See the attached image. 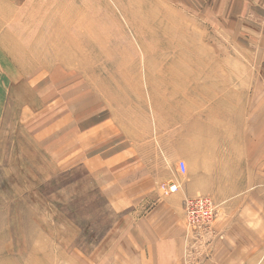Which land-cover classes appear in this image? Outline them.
I'll list each match as a JSON object with an SVG mask.
<instances>
[{"label": "rangeland", "instance_id": "374dc122", "mask_svg": "<svg viewBox=\"0 0 264 264\" xmlns=\"http://www.w3.org/2000/svg\"><path fill=\"white\" fill-rule=\"evenodd\" d=\"M218 9L215 0H0L4 55L0 56V264H142L126 260L140 251L126 239L128 232L139 235L135 229L140 231L141 221L149 216V203L143 198L141 180L137 181L145 151L151 159L155 203L179 198V205L168 203L172 207L164 214L180 232L176 264H264V197L258 212L242 221L238 213L229 211L232 199L226 197L222 204L224 198L218 197L228 192L215 179L216 165L201 167L202 172L192 166L197 149L191 146L190 125L203 119L206 127L207 118L213 125L214 118L221 116L218 110L231 104L225 94L261 92L254 71L238 64L257 61L258 56L243 43L244 36L226 30ZM169 23L174 30L193 34L196 47L206 45L211 64L210 96L195 95L187 116L173 120L157 110L163 97V65L152 64L156 47L143 44L149 42V33ZM53 37L59 42L78 41L79 48L60 43L58 59L63 61L52 62ZM13 43L22 50L7 55L6 46ZM175 50H169L167 57L175 56ZM54 74L68 79L59 82ZM80 82L82 86L67 101V114L81 106L78 94L86 91L84 98L91 103L84 105L82 114L72 116V121L81 119L82 129L66 123L57 140L52 125L58 117L55 113L66 112L67 107L54 106L53 91H69ZM95 97L106 109L105 124L98 118L97 128L94 121L84 120L95 110ZM85 130L89 131L82 155L79 137ZM63 141L66 150L59 145ZM102 141L105 144H97ZM121 142L129 148L124 159L139 162L134 167L136 181H130L132 173L120 180L112 175L110 164H115ZM206 143L205 138L204 147ZM157 158L160 167L154 162ZM179 161L186 164L183 174L177 170ZM168 178L177 184L176 191H168ZM260 186L264 189V181ZM190 192L221 200V204L214 201L209 230L191 232L185 225L183 202ZM252 244L261 245L258 261L246 258Z\"/></svg>", "mask_w": 264, "mask_h": 264}, {"label": "crops", "instance_id": "0c3cea01", "mask_svg": "<svg viewBox=\"0 0 264 264\" xmlns=\"http://www.w3.org/2000/svg\"><path fill=\"white\" fill-rule=\"evenodd\" d=\"M216 4L219 7L218 14L220 13L226 30L230 34L232 31H236L239 35L244 36L243 43L248 47H253L255 55L258 56L257 61H245L242 62L243 64L241 62L238 64L240 68L254 71L252 72L253 78H255L256 86L261 87V92L253 95L244 93L225 94L226 100L231 104L228 105L227 110L225 108L222 111L218 110L220 115L224 113L222 117L214 118L213 125L210 123L211 119L207 118L206 127L203 125V122H205L203 119L198 120L197 125L192 124L191 146L197 149L196 163L195 159L192 158V166H197L198 172H202V168L205 169L206 166L215 164L218 168V171L215 172L218 178L215 179L222 184L221 188L228 193L227 195H220L219 193L218 197L224 198L222 202L213 198L214 201L216 204H223L227 203L226 197L231 198V202H228L229 211L238 213L240 220L247 221L252 214L258 212L264 197V189L259 188L264 181V0H215ZM240 76L242 77V75ZM249 76L251 75L249 74ZM87 98H83V103L79 104L86 106L91 103L89 102L90 98ZM94 105L95 110L90 115L88 114L84 120L94 121L96 123L94 128H97L99 126L98 118H101V122L103 121L106 109L103 108L100 100L96 97ZM59 111L56 112L55 115H58V117L52 124L56 128L53 133L56 134L55 138L57 140L65 124L71 122L73 116H69L63 110L57 114ZM226 113L228 116H225ZM88 131L85 130L79 139L78 150L84 151L82 155L86 153L85 137ZM205 138L207 143L204 147L202 142ZM56 139L55 143L57 142ZM102 143L105 144V141L97 144ZM178 143L182 144L181 138ZM65 144L64 142V144L59 145L64 147ZM118 144L114 164L116 170H114V165L110 164L113 168L112 175L120 180L122 177L125 178L124 175L132 173L130 181H136L134 167L139 162L135 159H124V155H127L126 152L128 153L129 148L123 142ZM171 156L175 157L176 154L174 153ZM109 162L110 159H107V163ZM154 162L159 167L162 165L160 158L154 159ZM141 172L142 176L140 179L137 178V181L141 180L143 198L145 202L149 203L147 212L149 216L141 221L143 227L140 231L135 229L139 235L131 236L128 232L126 240L131 242L130 246L139 247L140 251L131 257L127 256L126 260H138L142 264H176L178 262L180 232L177 231L178 228L176 229L174 222H170L164 214L168 212V208L172 207L168 203H173L175 207L179 205V198L170 196L165 201L158 199L159 203H155L156 199H153L156 194L151 193V182L154 175L151 173L150 155L146 151L143 153ZM222 176L226 177L222 178ZM171 181L174 180L168 178L166 183ZM194 193L190 192L191 195L187 197H194ZM226 207L227 204L222 206L224 212L228 210ZM259 244H252V247L247 251L248 253L245 254L246 258L249 257L252 262L256 259L258 261L261 257V245ZM244 250L246 252V249Z\"/></svg>", "mask_w": 264, "mask_h": 264}, {"label": "bare ground", "instance_id": "6f19581e", "mask_svg": "<svg viewBox=\"0 0 264 264\" xmlns=\"http://www.w3.org/2000/svg\"><path fill=\"white\" fill-rule=\"evenodd\" d=\"M56 22H59V20ZM60 22H61V20H60ZM42 23H43V21H42ZM42 23H40V24H42ZM54 25H55V23H54ZM32 26H34V25H32ZM66 26H65V28H66ZM165 26L166 27H163V28H161L159 26V28L157 30H155V33H152V32L149 33V35H148V37L150 39L149 42L147 43L146 41L145 42L143 41V44L145 47H147L149 45H153L156 47L155 50L157 51V53H156L155 59L152 61V64L158 65V66L163 65V73H164V74H162V94H163V97H161L159 99V102L156 104L157 110L159 113L162 112L165 115H167L168 117H170L169 119L173 120V117L175 118V117L187 116V113L189 112V110L193 108L194 103L192 102V99L195 95H197L201 98L210 96L209 95L210 89L208 88V83L210 81V67H211L210 65L211 64H210L209 48L206 45H204L202 47H200V46L196 47L195 46L196 43L194 44V38L195 37L193 34L187 35L182 28L177 29V30L172 29V27H173L172 23H169ZM31 27H30V29H31ZM44 28H46V27H44ZM71 28L72 27H70V29ZM157 31H158V33H157ZM74 34H76V33H74ZM158 34H159V36H158ZM23 35H25V34H23ZM26 35H27V32H26ZM162 35L165 38H164V40L162 39V41H159L158 38L161 37ZM140 36H141V34H140ZM40 38H42V37H40ZM83 39H85V38H83ZM86 40H88V39H86ZM30 41H32V40H30ZM44 41H42V42H44ZM82 41H84V40H82ZM60 43L63 47H66V48L68 47L69 49H75L77 46L79 48V44H80L78 41L70 40V39H68L66 41L59 42L56 37H53L52 41L49 43L50 50L52 51V62L63 61L61 59H58V55H59L58 48L60 46ZM11 46L13 47L12 49H10ZM16 46H17V44L15 45L14 43L12 45L6 46L8 48L7 49L8 52L6 54L11 55V53L9 51H12V54H14L18 51V49L22 50L20 46H18V49H16ZM33 47H34V45H33ZM171 49H176L175 50L176 55L169 58V57H167V54L169 53V50H171ZM0 56L2 58L4 57V55H2L1 53H0ZM171 56H172V54H171ZM13 61L15 62L14 65L18 66V62H17L18 59H14ZM223 65H224V63H223ZM6 69H8V68H6ZM54 75L55 76L58 75L56 79H60L59 82L65 80V79H68L67 76H63V75L59 76V74H54ZM13 79H14V77H11V79H10L11 82L15 81ZM54 84H56V82H54ZM7 85H9V84H7ZM81 86H82V83L80 82V85H78V86L76 85V83L74 85H72V88L69 91L66 88L65 89L55 88L54 90H57V91H53V92H56L57 95H56V99L54 100V106L56 108L58 105H60L61 108H63V107L65 108V107H67V105L69 106L67 101L71 100L70 95L74 94L76 91H78V89ZM155 91L152 90V92H155ZM85 94H86V91L78 94L79 95V98H78L79 103H83L82 99L84 98ZM53 95H54V93H53ZM68 98H70V99H68ZM188 98L190 101H187ZM83 110H84V106L81 105L77 110L72 111L73 112L72 114L74 116L78 115V113L82 114ZM68 111H69V108L67 107L66 113H68ZM214 114L218 115L217 112H215ZM222 115L220 117H222ZM210 116H213V115H210ZM71 122H73V123H71V125L72 126L75 125L74 127L77 130L82 129L83 124H82L81 119H75ZM191 127H192V124L190 125V129H191ZM79 139H80V137H79Z\"/></svg>", "mask_w": 264, "mask_h": 264}, {"label": "built area", "instance_id": "2783aa9c", "mask_svg": "<svg viewBox=\"0 0 264 264\" xmlns=\"http://www.w3.org/2000/svg\"><path fill=\"white\" fill-rule=\"evenodd\" d=\"M177 170L183 174L186 170L184 161L177 163ZM168 191L174 192L178 186L174 181L166 183ZM216 205L214 200L208 195H198L186 198L183 202V211L185 213V225L191 232L198 230H209L215 214Z\"/></svg>", "mask_w": 264, "mask_h": 264}]
</instances>
